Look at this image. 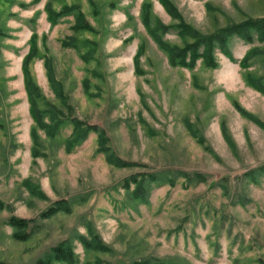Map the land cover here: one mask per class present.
<instances>
[{
    "label": "rangeland",
    "instance_id": "1",
    "mask_svg": "<svg viewBox=\"0 0 264 264\" xmlns=\"http://www.w3.org/2000/svg\"><path fill=\"white\" fill-rule=\"evenodd\" d=\"M143 1H151L153 18L174 23L157 0H0V264H35L65 239L72 243L76 264H264V179L258 184L240 179L264 164V128L233 104L264 122V94L245 78L250 72L264 81L263 56L247 68L238 63L250 47L264 50V40L246 43L233 36L228 48L236 60L216 48L213 68L200 59L191 69L171 66L142 24ZM48 2L55 10L79 4L94 31L71 30V13L51 25L44 9ZM171 2L184 22L204 34L264 17V0ZM32 33L39 51L29 70L46 99L66 115L102 127L109 146L138 164L109 165L96 152L95 133L66 153L68 123L53 140L39 130L46 156L33 163L29 130L34 122L21 72ZM68 35L76 37L75 48L61 44ZM163 38L184 43L173 29ZM139 45L138 70L133 56ZM85 52L91 55L87 61L81 58ZM44 57L51 58L69 108L50 87ZM186 121L203 142L189 133ZM222 122L233 148L222 135ZM165 169L199 173L206 180L189 183L180 177L175 186H151L146 202L122 187L132 173ZM27 177L46 198L27 191L21 183ZM60 199L69 203V212L40 216ZM10 216L29 220L26 240L13 237L6 222ZM88 226L108 250L84 248L78 235L90 238Z\"/></svg>",
    "mask_w": 264,
    "mask_h": 264
},
{
    "label": "trees",
    "instance_id": "2",
    "mask_svg": "<svg viewBox=\"0 0 264 264\" xmlns=\"http://www.w3.org/2000/svg\"><path fill=\"white\" fill-rule=\"evenodd\" d=\"M35 1L37 0H33V2ZM157 1L161 4L164 11L171 17V19L174 20V23L165 24L160 18H153L151 15V1H143L141 3V21L147 33L155 41L157 46L165 52L168 63L171 66H181L191 69L195 65L196 61L200 59L206 67L213 68L217 66L215 57L216 48H218L220 52L230 60H236L233 58L228 48V42L233 36L242 39L246 43H253L255 39L261 41L264 40V17H247L239 22H230L219 27L213 32L204 34L192 25L183 21L181 13L171 0ZM207 8H209V10H214L210 4L207 5ZM44 9L46 18L51 25H55L60 17L71 13V16H74V22L71 25V30L94 31L93 26L86 20L79 4L55 10L51 7V3L48 2ZM171 29L175 30L176 34L184 41L182 45L170 43L163 38V35ZM74 40H76L75 36L68 35L61 41V44L65 47L75 48L76 45L74 44ZM38 51L37 35L32 33L29 38L28 52L23 55L21 60V72L23 86L29 104V114L34 122V125L29 130V136L32 143L30 155L33 158V163H36L37 158L46 156L44 151V140L41 138L39 130L50 140H53L60 134L65 124L68 123L70 124L71 129L63 141V149L66 153L72 152L77 146L82 144L88 138L90 133H95L97 144L96 152L101 153L109 165L117 168H129L138 164L135 161H128L122 158L109 146V137L102 127L97 124H90L76 116L66 115L60 106L46 99L29 70V63L38 55ZM142 53L143 47L142 45H139L133 56V62L138 70L140 56ZM89 56L91 55L86 52L81 54V58L84 61H87ZM256 56H263L264 59V50L256 46H252L247 49L241 59H239L238 63L242 68H247L250 65V61ZM44 67L46 69L50 87L55 92V96L59 99L61 104H63L64 108H69V104L66 102L67 100L63 90V85L54 74L50 57H44ZM245 78L250 87L264 94V81L262 77L247 72ZM88 82V78L83 79V88H85V90L88 88ZM233 104L243 116L249 118L264 128V122H261L250 112L242 109L237 102H233ZM185 125L192 136L197 138L200 142H203L202 136L198 135V132L192 127L191 123L189 124V121H186ZM221 132L225 141L231 146V148H233L234 142L224 122L221 123ZM180 177L189 183L194 179L200 180L199 182L206 180L202 174L194 173L193 175L188 171L179 169H165L157 172L140 171L125 177L122 182V187L129 191L133 198L141 202H146L152 188L151 186L163 184L175 186ZM240 179L258 184L264 179V164L245 171L240 175ZM21 183L33 196L46 198V194L40 190L37 183L31 181L30 177L24 178ZM225 188H227V184H225ZM1 205L2 202H0V207ZM70 210L71 208L69 203L65 199H60L43 210L40 213V216L50 217L56 212H69ZM6 222L9 226L13 227L14 231L12 235L14 238L26 240L28 237L26 233V228L28 227L29 222L28 219L18 216H10L7 218ZM87 229L90 238H87L84 235H78V238L84 248L99 251L108 250V246L100 240L98 235L93 232L92 228L88 226ZM53 261L63 262L64 264H76V257L70 240L65 239L57 243L52 248L51 255L48 258L38 259L35 264H53ZM136 264L151 263L148 261H142L141 263L137 262ZM156 264L164 263L158 262Z\"/></svg>",
    "mask_w": 264,
    "mask_h": 264
}]
</instances>
